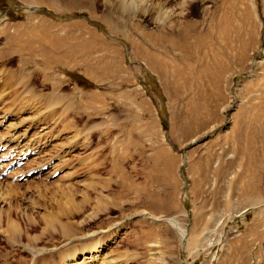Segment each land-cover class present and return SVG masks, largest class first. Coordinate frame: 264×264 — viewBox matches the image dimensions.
<instances>
[{"label":"rangeland","instance_id":"rangeland-1","mask_svg":"<svg viewBox=\"0 0 264 264\" xmlns=\"http://www.w3.org/2000/svg\"><path fill=\"white\" fill-rule=\"evenodd\" d=\"M139 1L0 0V264H264V0Z\"/></svg>","mask_w":264,"mask_h":264},{"label":"bare ground","instance_id":"bare-ground-1","mask_svg":"<svg viewBox=\"0 0 264 264\" xmlns=\"http://www.w3.org/2000/svg\"><path fill=\"white\" fill-rule=\"evenodd\" d=\"M148 0H140L139 2H141V3H144V2H147ZM167 1V5H169V4H171L174 0H166ZM166 3V2H165ZM196 3V2H195ZM197 5H198V2L196 3ZM119 5L120 6H117V8L118 9H120V8H122L124 11H126V9H125V3L123 2V1H120L119 2ZM160 7H164V6H162L161 4H158ZM157 5V6H158ZM163 5H164V3H163ZM122 6V7H121ZM156 6V7H157ZM156 7H152L151 8V11L153 12V13H158L159 12V10H158V12L156 11ZM143 8H138V10H142ZM165 13H166V11H165ZM168 13V12H167ZM164 14V13H163ZM149 16H150V14H149ZM171 19L169 18L168 20H167V22L168 21H170ZM172 21H170L169 22V24H171V25H169V24H166L165 25V30L166 31H169L170 33H172V35L174 36L173 38H169V37H167V36H163V41L165 42V44H166V48H180V49H173V50H175V51H177L178 53H180V54H182V56H180L179 58L182 60V62L183 63H186L187 64V62H189V60L190 59H193V56H194V51H197L198 53H202L201 52V49H202V46L204 45V39H205V37H204V33H203V35H201V32L200 31H198V22H192V23H190L188 20H187V23L186 22H183V23H179L180 25L179 26H177V24H176V26L173 28V30H172ZM183 24H184V26H183ZM192 32H196V35H192ZM169 33V34H170ZM35 39V38H34ZM133 45V44H132ZM134 47H136V49H138V51H140V52H142L141 54L143 55V58L142 59H144L145 60V62L147 63V65L150 67V69H152L153 71H155V70H157V71H159V72H161L160 74H162V73H164V72H162V69H163V62L160 60L161 58H163V57H161V55L159 54V55H156L153 51H149V50H147V49H145V46L144 45H142V44H134ZM9 54V53H8ZM49 59H48V61H50V62H54V61H52L53 60V58L51 57V55L50 54H48V56H47ZM142 57V56H141ZM45 59H46V57H45ZM52 59V60H51ZM156 60H158L159 61V63H160V66H159V70H158V66L157 65H154V63H155V61ZM163 75V74H162ZM58 99V98H57ZM96 99V98H95ZM100 99V98H99ZM59 100V99H58ZM56 102V101H55ZM59 101H57V103H58ZM163 154V153H162ZM166 154V157H169V155L167 154V153H165ZM163 157H164V155H163ZM167 160V159H166ZM114 163V162H113ZM112 163V164H113ZM113 169H116V168H118L119 167V165H118V163H117V165L116 164H113ZM118 166V167H117ZM120 171V170H119ZM123 175V174H122ZM248 178V180L247 181H245V183L241 186V188H240V191H243V193H254L255 195H256V198H257V200H260V199H262L263 197H264V186H262V183H263V181H264V174L262 175V174H255L254 176H250L249 175V177H247ZM264 184V183H263ZM106 188H108V187H106ZM61 191V190H60ZM11 192V191H10ZM69 192H72V191H68V193ZM167 192H168V190H167ZM9 193V192H8ZM55 194V193H54ZM63 194H64V192H63ZM62 194V195H63ZM64 197H66V193L63 195ZM156 195H154L150 190L149 191H147V194H146V197H145V199L146 200H148V201H150V204L151 205H154L155 207L154 208H156L157 206H156V204H155V197ZM53 198H55V196H52ZM68 199L67 200H72L73 202H74V200H73V197H71L70 195H68ZM41 198V197H40ZM71 201V202H72ZM102 200H100L99 201V199L96 201V208L98 209V211L99 210H102L104 207H101V205L103 204L102 202H101ZM162 201L164 202V206L167 208V207H170V202L169 201H166V199H162ZM161 201V202H162ZM104 206V205H103ZM121 211H122V209H120ZM17 213V211L16 210H14V211H11L8 215H7V219H8V222H11L12 224H10V227L8 228V230H6L5 231V233L9 236L7 239H9V240H11V239H13V240H15V238L18 240V241H22L21 240V237H20V235H16V234H19L18 233V228H17V226H18V224L17 223H13L14 221H11V219H10V217H12L14 214H16ZM108 214H110V213H105L104 214V216H106V215H108ZM1 213H0V224L2 223L1 222ZM11 215V216H10ZM80 216H81V213L79 214ZM30 217V216H29ZM28 217V218H29ZM54 217V216H53ZM31 218V217H30ZM46 219V218H45ZM51 219H53V218H51ZM50 219V220H51ZM50 220L49 219H46V221H47V223L45 224L46 225V227H50L51 226V222H50ZM52 221V220H51ZM101 221H103L104 223H108L109 222V218L108 217H106V218H104V217H100L99 218V221H98V224L101 222ZM54 222V221H53ZM170 222L172 223V226H174L175 228H177V231H178V233L180 234V236L181 237H183L184 235H185V229L183 228V227H180V226H178L177 225V223H175L173 220L171 221L170 220ZM45 223V222H44ZM31 226H34V225H31ZM4 232V231H3ZM1 234H3L2 232H1ZM52 235V234H51ZM63 236V235H62ZM65 237H66V235H64ZM63 236V237H64ZM47 237V236H46ZM52 237V236H51ZM2 238V237H1ZM38 238L39 237H35L34 239L35 240H38ZM54 239V238H53ZM52 239V240H53ZM7 241L8 243L10 242V241ZM33 240V239H32ZM52 240L51 241H47V242H44V244L45 245H47L48 243H51L52 242ZM18 241H15L16 243H18ZM34 241V240H33ZM55 241H53V243H54ZM11 243H13V242H11ZM10 243V244H11ZM15 243V244H16ZM56 243V242H55ZM18 244H20V243H18ZM52 244V243H51ZM96 244V243H95ZM50 245V244H49ZM52 245H54V244H52ZM16 246V245H15ZM14 246V247H15ZM17 246H19V245H17ZM17 246H16V248H17ZM10 247H11V245H10ZM13 247V248H14ZM50 247H51V245H50ZM30 248H31V246H30ZM1 249V248H0ZM32 250H33V248H31ZM34 249H35V247H34ZM37 249V248H36ZM44 249H45V247H44ZM44 249H39L38 250V252L39 253H41ZM36 251V250H35ZM0 252H1V250H0ZM37 252V251H36ZM37 252V253H38ZM2 254L3 253H0V257L2 256ZM22 254V251L20 252V253H18V254H16V255H14L15 256V258L17 257V256H19V255H21ZM42 255V254H41ZM45 256V255H44ZM11 260V259H10ZM7 261V260H6ZM3 262V261H2ZM10 263V262H9Z\"/></svg>","mask_w":264,"mask_h":264}]
</instances>
